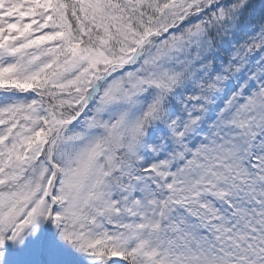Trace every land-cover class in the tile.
<instances>
[{
  "label": "snow or ice",
  "instance_id": "6c2138e0",
  "mask_svg": "<svg viewBox=\"0 0 264 264\" xmlns=\"http://www.w3.org/2000/svg\"><path fill=\"white\" fill-rule=\"evenodd\" d=\"M0 264H264V0H0Z\"/></svg>",
  "mask_w": 264,
  "mask_h": 264
}]
</instances>
